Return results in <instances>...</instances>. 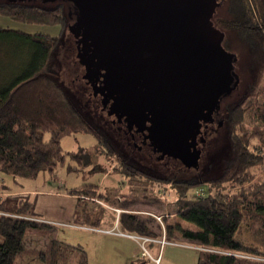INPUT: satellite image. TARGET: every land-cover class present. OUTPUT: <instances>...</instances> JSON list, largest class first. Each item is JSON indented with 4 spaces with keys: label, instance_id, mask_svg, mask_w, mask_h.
<instances>
[{
    "label": "trees",
    "instance_id": "16d2710c",
    "mask_svg": "<svg viewBox=\"0 0 264 264\" xmlns=\"http://www.w3.org/2000/svg\"><path fill=\"white\" fill-rule=\"evenodd\" d=\"M17 3L0 4V15L25 24L61 22L57 14H38L33 6ZM233 3L235 5L236 1ZM253 4L255 21L236 5L238 15L231 24L239 28L250 44H264V0H253ZM56 38L0 27L1 173L34 178L41 170H53L65 156L81 161V155L85 154L83 148L68 153L61 147V139L79 131L76 128L83 120L75 119L71 101L50 75ZM258 94H262L260 100H252L244 107L238 103L230 110L233 153L221 176L197 185L173 183L177 192L175 213L195 228H184L178 223L170 230L168 226L165 239L170 240L177 230L199 247L196 264H264V172L252 181L256 173L264 171V153H261L264 149V92ZM249 112L258 125L238 133L236 127ZM253 139L256 145L251 144ZM199 184H205V188ZM193 186H198V190L190 191ZM82 192L77 188L68 191L78 196L73 222L93 227L91 215L78 208ZM30 195L0 189V264H18L17 259L26 252V238L31 232L47 236L44 248L35 251L41 263L71 264V255L78 246L53 236L56 226L38 219L35 197L32 195L31 200ZM118 225L137 235L156 238L161 234L154 232L148 221L135 213L122 212ZM78 249L81 250L78 264H88L85 250Z\"/></svg>",
    "mask_w": 264,
    "mask_h": 264
},
{
    "label": "rangeland",
    "instance_id": "374dc122",
    "mask_svg": "<svg viewBox=\"0 0 264 264\" xmlns=\"http://www.w3.org/2000/svg\"><path fill=\"white\" fill-rule=\"evenodd\" d=\"M217 1L220 5L213 12L211 20L213 25L223 33L222 46L234 56L232 70L235 79L232 85L236 83L233 92L222 104L223 124L220 127L214 124L215 128L220 129L208 135L199 167L171 161L169 165L161 168L157 161H151L152 163L140 161L143 172L138 171L135 165H123L125 161L119 160L122 156L118 153L122 151L117 138L114 137L113 125L106 122L109 117L105 111H101L96 106L94 98L89 96L90 88L80 77L82 69L76 57L74 37L68 29L71 18L67 6L59 3L19 1L24 2L27 7L33 6L38 14H57L61 17L60 23L53 24H25L0 15V27L57 37L49 64L50 75L57 81L65 97L71 101L75 119L79 120L80 117L83 120L82 124L80 123L76 128L79 131L64 136L60 143L64 152H76L80 148L85 150V154L81 155V161L65 156V159L53 170H41L34 178L13 177L0 172V189L10 190L11 194H34L25 192V190L33 189L59 190L63 193L73 188L83 190L79 195V211L90 214L93 226L99 229L74 222L65 223L58 219L44 217L38 219L56 226L53 231L54 237L84 249L87 263L88 257L91 259V264L197 263L200 248L183 238L177 230L173 232L170 240L165 239L168 226L170 230L172 225L178 223L184 228L188 226L195 228L193 224L178 218L175 213L177 192L173 188L175 187L173 183L197 185V183L218 179L226 161L233 153V136L229 128L230 110L238 103L244 107L252 100H260L262 94L258 92H264V44L259 42L250 44L239 28L231 24L238 15L236 5L244 9L252 22L257 19L253 0H235V5L234 0ZM17 2L0 0V4L3 5H14L18 4ZM257 125L258 122L249 112L236 128L239 133L244 128L250 130ZM255 143L257 142L253 139L251 144L256 145ZM261 151L264 153V149ZM127 160H129L127 162L138 163L131 156ZM263 172L260 170L256 173L252 181L257 180ZM199 185L205 188V184ZM198 186H193L190 191H197ZM29 197L33 199L32 195ZM76 197L78 199V196ZM122 212L140 215L142 219L148 221L154 232L161 233L160 236L153 238L154 236L137 235L122 227L116 229V224L114 230H109L113 213L119 217ZM85 229L90 232L109 233H104L106 235L113 233L115 236H125L131 239L130 244L120 253L111 242L102 245L93 243L89 234L79 232V230L86 231ZM26 239V252L17 259V263L43 264L36 258L35 251L44 248L47 236L31 232ZM78 248H75L71 255V264L79 262L81 250Z\"/></svg>",
    "mask_w": 264,
    "mask_h": 264
},
{
    "label": "water",
    "instance_id": "95a60500",
    "mask_svg": "<svg viewBox=\"0 0 264 264\" xmlns=\"http://www.w3.org/2000/svg\"><path fill=\"white\" fill-rule=\"evenodd\" d=\"M64 1L73 2L84 20L108 26L110 39L119 47H134L130 61L125 59L122 65L140 63L134 76L143 80L144 89L133 92L137 100L127 103L136 107L135 101L139 102L143 95L153 106L160 107L154 120L162 131L160 141L170 151L178 150L179 144L169 141L166 130L173 129V134L180 130V134V125L194 119H188L186 111L194 113L200 106H216L219 97L230 91L235 78L234 56L222 47L223 33L210 20L216 0ZM108 66L109 79L113 80L116 67ZM161 71L166 74L160 75ZM170 75L179 84L177 97L172 94L175 89H169ZM112 82L108 80L107 84L112 86ZM184 97L190 98L189 102H182ZM128 108L134 111L133 107ZM173 112L179 115L171 116ZM169 118L176 122L173 126L167 121ZM188 165H195V161Z\"/></svg>",
    "mask_w": 264,
    "mask_h": 264
},
{
    "label": "flooded vegetation",
    "instance_id": "af4514ba",
    "mask_svg": "<svg viewBox=\"0 0 264 264\" xmlns=\"http://www.w3.org/2000/svg\"><path fill=\"white\" fill-rule=\"evenodd\" d=\"M8 1H39L43 4L59 3L66 5L70 10L68 14L71 18V23L68 25V29L76 43V57L82 69L80 77L86 86L90 88L91 92L89 94L91 95L89 96L94 98L96 106L101 111H105L109 117V120L106 122L113 125L114 137L117 138L118 145L122 151L121 153H117L119 156H122L121 158L119 157V160L125 161L122 163L123 165H135L138 171H142L140 161H146L145 163L157 161L161 168L169 165L171 161L186 165L190 161H195V165L193 166L195 168L199 167L207 137L213 131H219V127L222 126V104L233 92L236 83L234 85H232L234 82L230 83V91L219 97L216 106H200L199 110L194 113L186 111L188 112L186 117L189 119L190 116L194 119L191 120V123L184 122L185 124L180 125L182 129L180 134H178L180 130L174 134L173 129L171 132L166 130V133L169 135V141L179 144L176 146L178 150L170 151L169 148L165 147L164 142L160 141L162 131L156 124V120H154L155 111L160 107L153 106L152 102L147 97H143V95H141L142 99L139 102L135 101L136 107L127 103L130 100H137L133 92L139 93L144 89L143 80L137 77L135 79L134 76L141 68L140 63L134 66L122 65V63L126 62L125 59L128 62L130 61L129 59L134 52L132 45H126L124 48L116 45V42L110 39L108 26L84 20L73 2L64 0ZM216 3L215 10L220 5L217 0ZM223 48L226 50L225 47ZM112 64L116 67V72L113 74L115 78L113 80L112 78L109 79L111 67L108 66ZM163 74H166V71L160 72V75ZM108 80L113 81L112 86L107 84ZM178 86L179 84L170 75L169 89H175V92L172 94H176V97L180 93L179 88H177ZM121 98H124V101H121ZM189 99L184 97L182 102H189ZM128 106L133 107L134 111L128 108ZM170 114H172L171 116L179 115V113L174 112ZM173 120L172 118L167 119L172 126L176 123ZM215 123L219 127L215 128ZM170 134L172 135L170 136ZM172 152L176 153V155ZM129 156L134 157V161H138V163L127 162L129 161L127 160Z\"/></svg>",
    "mask_w": 264,
    "mask_h": 264
},
{
    "label": "crops",
    "instance_id": "0c3cea01",
    "mask_svg": "<svg viewBox=\"0 0 264 264\" xmlns=\"http://www.w3.org/2000/svg\"><path fill=\"white\" fill-rule=\"evenodd\" d=\"M24 192V191H23ZM25 192H31L35 197V211L39 217H44L48 219H58L59 221L65 222V223H72L73 222V214L74 210L77 204V197L76 195L69 194L68 192H61L59 190H51V189H45V190H25ZM116 224V229L121 227L118 225V215H115L113 213V218L111 222V228L109 230H114ZM92 228H96L93 226ZM86 231L79 230V232H86L89 234V236L92 238L93 243H97L99 245L105 244L106 242H111L115 245L117 248V251L120 253L125 250L128 244H130L131 240L130 238H127L125 236H115V234H109L105 231L99 232H90L87 231L88 229H85ZM120 231H122L120 229ZM106 233V234H104ZM58 238V237H57ZM59 239V238H58ZM141 256L144 257L141 253ZM139 260V259H138ZM141 260V259H140ZM88 264H91V259L88 257Z\"/></svg>",
    "mask_w": 264,
    "mask_h": 264
}]
</instances>
